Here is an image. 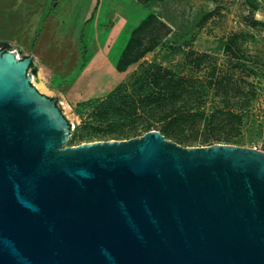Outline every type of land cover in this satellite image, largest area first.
I'll use <instances>...</instances> for the list:
<instances>
[{"label": "water", "instance_id": "water-1", "mask_svg": "<svg viewBox=\"0 0 264 264\" xmlns=\"http://www.w3.org/2000/svg\"><path fill=\"white\" fill-rule=\"evenodd\" d=\"M0 47V264H264V150L73 123Z\"/></svg>", "mask_w": 264, "mask_h": 264}, {"label": "rangeland", "instance_id": "rangeland-1", "mask_svg": "<svg viewBox=\"0 0 264 264\" xmlns=\"http://www.w3.org/2000/svg\"><path fill=\"white\" fill-rule=\"evenodd\" d=\"M150 14L156 18L136 44L150 51L119 72L116 65L132 32ZM3 42L10 48L36 42L42 60L30 70L33 82L57 98L74 124V139L66 145L128 139L121 134L133 127L143 131L141 119L123 125L78 103L105 98L119 87L128 93L134 85L155 83L141 76L149 64H158L178 78L188 77L184 84L199 91L189 104L205 106L207 112L214 106L247 112L240 124L229 122L209 132L172 126L180 137L198 144L209 133L211 143L264 150V0H0V47Z\"/></svg>", "mask_w": 264, "mask_h": 264}, {"label": "trees", "instance_id": "trees-1", "mask_svg": "<svg viewBox=\"0 0 264 264\" xmlns=\"http://www.w3.org/2000/svg\"><path fill=\"white\" fill-rule=\"evenodd\" d=\"M156 18L154 14H150L144 22L136 28L123 49L116 68L119 72H124L133 63L141 59L150 47L144 46L137 48L136 44L140 43V32L152 23V19ZM163 23V22H162ZM165 25V24H164ZM142 44V43H141ZM4 49H10V44L3 42ZM137 48V49H136ZM153 77L155 83H142L140 86L134 85L128 93L122 91V88H117L110 92L105 98L90 99L84 102H79V107H92L96 112L110 115V119L123 125L134 126L141 119L145 129L138 132V128L133 127V130L123 131V138H131L140 136L152 129L158 123H164L160 131L168 138H173L180 144L186 145H207L212 144L209 140V133L198 144L190 140L180 137L177 132L172 130V126L181 125L189 129H202L209 132L219 126L227 125L229 122H242V118L247 114L243 108L236 110L234 107L214 106L210 112H207L205 106L200 104H189V101L199 97L196 94L198 90L189 89L184 83L188 77L178 78V76L168 68L158 64H149L145 72L141 76L143 79ZM214 84H221V81L215 79ZM135 93L139 95V100L134 98ZM155 128V127H154ZM133 131V132H132ZM74 138H70L72 141ZM222 140L221 138H214ZM229 142L228 140H224ZM221 142V141H220Z\"/></svg>", "mask_w": 264, "mask_h": 264}, {"label": "crops", "instance_id": "crops-1", "mask_svg": "<svg viewBox=\"0 0 264 264\" xmlns=\"http://www.w3.org/2000/svg\"><path fill=\"white\" fill-rule=\"evenodd\" d=\"M12 42V41H11ZM15 42H17V41H15ZM17 43H19V42H17ZM35 43L36 42H34L33 44H31V45H29V46H26V45H23V44H21L22 46V49H23V51L24 52H29L30 53V55L31 56H33V58H34V63H35V61H36V59H40V61L42 60V58H41V56L37 53V50L35 49ZM20 44V43H19ZM43 64L44 65H46L47 67H51V66H49V65H47V63H45V62H43ZM51 69H53L52 67H51ZM57 74V73H56ZM82 99V98H81ZM83 99H84V97H83Z\"/></svg>", "mask_w": 264, "mask_h": 264}, {"label": "flooded vegetation", "instance_id": "flooded-vegetation-1", "mask_svg": "<svg viewBox=\"0 0 264 264\" xmlns=\"http://www.w3.org/2000/svg\"><path fill=\"white\" fill-rule=\"evenodd\" d=\"M1 48L4 49L3 46H1Z\"/></svg>", "mask_w": 264, "mask_h": 264}]
</instances>
